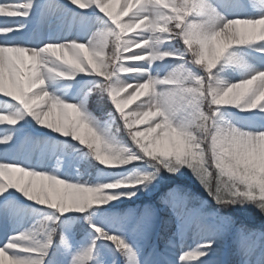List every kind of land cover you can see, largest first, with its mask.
<instances>
[{
	"label": "snow or ice",
	"instance_id": "6c2138e0",
	"mask_svg": "<svg viewBox=\"0 0 264 264\" xmlns=\"http://www.w3.org/2000/svg\"><path fill=\"white\" fill-rule=\"evenodd\" d=\"M219 7L213 0H0V126H9L0 127V217L22 223L19 213L29 206L17 193L59 214L10 236L0 264H264V229L253 258L257 246L244 241L256 233L226 212L251 205L264 215V70L232 53L255 46L264 54V0L230 6L234 13L259 9L255 16L228 18ZM165 61L180 63L160 75L156 66ZM222 61L250 74L228 83L224 68L217 71ZM77 76L99 78L84 85L80 102L48 88ZM105 99L114 108L107 122L96 114ZM224 109L256 113L261 123L242 129ZM49 145L94 160L99 179L47 169L46 161L64 158ZM189 172L208 198L177 184L158 205L117 209L115 202ZM71 214L94 230L86 247L74 242L75 222L60 220ZM97 215L106 222H94Z\"/></svg>",
	"mask_w": 264,
	"mask_h": 264
},
{
	"label": "rangeland",
	"instance_id": "374dc122",
	"mask_svg": "<svg viewBox=\"0 0 264 264\" xmlns=\"http://www.w3.org/2000/svg\"><path fill=\"white\" fill-rule=\"evenodd\" d=\"M227 0H213L214 4L220 5L219 11L226 15L228 18H234L235 15H245V16H255L256 13L259 11V9H248L244 13H234L231 11L230 6L236 3V0H230V2H226ZM62 3H67V0H61ZM229 4V5H228ZM228 6L230 12H228V9H226ZM69 7H71L69 5ZM119 8V5L117 6ZM135 10V9H134ZM133 10V11H134ZM129 15H132V13H129ZM127 17H124V20H127ZM139 31V30H137ZM134 33H128V36L133 35ZM73 36L76 35V32L74 31L72 33ZM71 38V37H69ZM83 39H87V37H83ZM172 47L175 48H183V44L176 43L172 45ZM255 46L251 47H245V48H237L233 49L232 53L236 54L238 57H240L247 65H250L254 68L264 70V54L255 51ZM180 63L179 61H165L164 65L157 64L156 68H163V71L160 72V75H164L165 72H167L171 67H173L175 64ZM192 71L197 74L203 75L202 69L199 66H192ZM223 67L224 71L220 72V76L222 79H224L226 82H236L239 81L242 78H245L246 74L248 73V70L246 68L236 67L227 65V61H222L221 65L218 66L217 71ZM155 71V69H154ZM99 78L91 77V76H84L83 80H81L80 76H77L75 80L65 81V80H57L54 82H49L48 88L50 91H53L54 94L61 95L62 98L68 100L69 102H80L87 91V88L84 87L85 84L88 85V87H91V82L95 81ZM79 82V83H78ZM144 99V97H140L137 101L133 102V104L129 105L128 110H131L135 107L136 103H139L140 100ZM90 107H94V105H90ZM107 109L103 104L102 110H97L96 114L100 119L104 122H107L108 117L107 113L110 111H114V108L112 104H110V110L106 111ZM225 118L230 119L233 124H235L237 127H240L242 129L246 130H254V123L259 124L261 123L256 119V113L252 112H241L237 109H224ZM30 119V118H28ZM22 124L24 121L21 122ZM34 124V121L32 122ZM21 125H17L16 127L19 128ZM3 128H7L9 126H0ZM47 130H40L39 134H43ZM0 135H3V132H0ZM58 139L63 140V137H59ZM126 139V137H125ZM55 150L57 153H62L64 158L62 161L57 162L55 160L46 161L45 167L49 170H57L59 174L62 175V177H71L73 179L77 178V169H79V172L82 173V170H80L81 165L84 163L85 160L82 158V154L80 152H74L71 147L66 146H59L54 147L53 145L48 146V151L51 152ZM28 151H31V146H27L25 149V152L19 153V157L24 158L25 153ZM84 151H87L86 149ZM90 159V158H89ZM35 161V160H33ZM36 162V161H35ZM96 170L94 172H86L82 173L84 179H89L92 181H95L99 179L98 177V168L95 165ZM109 171H118V170H109ZM187 171V170H186ZM192 174L188 173V178H165L162 182H160L159 188H153L149 192L141 191L138 193V196L133 198L132 201H125L124 203L115 202L117 204V209L119 211H126L127 209L131 208H139L142 209L143 205L145 204H157L159 202V198L161 195H163L165 192L168 191L169 187H175L177 184H179L181 187L190 188L191 191L196 196H202L204 198H208V194L203 191L199 184L195 182L194 179L191 178ZM16 198L18 199V203L20 205H28L27 208L29 210V215L25 218V227L22 228V226H18L16 230L17 232L24 231V229H33L37 224H39L41 221H43L47 216L49 215H59L55 212V210L47 209V208H41L38 205L32 204L30 201H26L19 193L16 194ZM2 199V198H0ZM210 199V198H209ZM189 207L195 208L198 207V204L196 201H192L189 205ZM226 212L228 214H231L235 221L236 226L240 227L243 226L251 232L256 233L255 236L249 237L248 240L244 241L246 243H255L257 248L254 250V256L253 258H256L259 256V245L261 244V237L259 235L260 231L264 229V219L258 217H255L254 211L252 210L250 205H245L242 207L241 211L237 212L231 209H227ZM81 214H71L68 216H60V220L63 222H75L76 224V233L74 235V242L76 243L77 247H86L87 246V240L85 237L88 233L93 232L94 230L91 229L90 225L81 219H78ZM86 215V214H83ZM23 216V215H21ZM11 219H6L4 217H0V246H3L4 243L7 242L8 238L14 234H9V227L6 226L7 222H10ZM94 222L99 223H105L106 220H98L97 217L93 218ZM12 221V220H11ZM49 227H52V224L49 223ZM9 229V230H8ZM8 230V231H7ZM158 230L160 231H166L163 228V225L158 226ZM60 230L57 229V232ZM41 238L44 240L47 239V233L43 232L41 233ZM243 239V238H239ZM238 240L236 233H231L228 237V245L229 248H235L236 241ZM59 243V236H54V244L53 249H55L56 245ZM106 243V242H105ZM104 253L108 256V258H111V254L108 252V249H103ZM226 259H237L235 256H225ZM62 259V257L57 254V260Z\"/></svg>",
	"mask_w": 264,
	"mask_h": 264
},
{
	"label": "trees",
	"instance_id": "16d2710c",
	"mask_svg": "<svg viewBox=\"0 0 264 264\" xmlns=\"http://www.w3.org/2000/svg\"><path fill=\"white\" fill-rule=\"evenodd\" d=\"M103 104H104V106L107 108V109H105L106 111H109L110 110V104H111V102H110V100H108V99H105L104 101H103ZM73 143H75V142H73ZM95 165H96V162L94 161V160H91V159H88V160H85L84 161V163L81 165V167H80V170H82V173H86V172H94L95 170H96V168H95ZM203 190V189H202ZM204 191V190H203ZM248 206V205H247ZM251 206V205H250ZM251 208H252V210L254 211V214H255V217L256 218H258V217H260V218H262V219H264V215H261L258 211H256L252 206H251ZM229 209H231V210H234V211H241V209H242V207L240 206V205H236L234 208H229ZM163 228H164V226H163ZM60 231H61V229H59ZM164 230H166L165 228H164Z\"/></svg>",
	"mask_w": 264,
	"mask_h": 264
},
{
	"label": "bare ground",
	"instance_id": "6f19581e",
	"mask_svg": "<svg viewBox=\"0 0 264 264\" xmlns=\"http://www.w3.org/2000/svg\"><path fill=\"white\" fill-rule=\"evenodd\" d=\"M226 2H230V0H227ZM229 5V4H228ZM226 9H228V12H230V10H229V8H228V6H227V8ZM25 155H26V153H25ZM21 158V157H20ZM23 159V158H22ZM32 163L33 164H35L36 162L35 161H32ZM21 215H23V216H21ZM29 215V210L28 209H25V210H22V211H20V213H19V216H18V219L22 222V223H20V224H16V223H13V221H11L10 220V222H7L6 223V226L7 227H9V234H14L15 232H17L18 230H16V228L18 227V226H22V228H24L25 227V218L27 217ZM7 230V231H8ZM25 230H29V229H24V231Z\"/></svg>",
	"mask_w": 264,
	"mask_h": 264
}]
</instances>
